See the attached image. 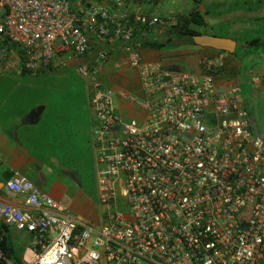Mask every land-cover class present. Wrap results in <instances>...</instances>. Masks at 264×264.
Returning a JSON list of instances; mask_svg holds the SVG:
<instances>
[{
	"label": "built area",
	"instance_id": "2783aa9c",
	"mask_svg": "<svg viewBox=\"0 0 264 264\" xmlns=\"http://www.w3.org/2000/svg\"><path fill=\"white\" fill-rule=\"evenodd\" d=\"M145 3L0 0V78L12 54L31 75L61 54L78 59L104 208L88 222L15 172L6 189L25 200L0 199V223L22 254L6 253L0 232V264H264V135L241 86L218 89L222 52L202 61L204 73L144 59L141 27L178 24L134 9ZM114 50L138 75L137 94L116 97L103 83Z\"/></svg>",
	"mask_w": 264,
	"mask_h": 264
},
{
	"label": "rangeland",
	"instance_id": "374dc122",
	"mask_svg": "<svg viewBox=\"0 0 264 264\" xmlns=\"http://www.w3.org/2000/svg\"><path fill=\"white\" fill-rule=\"evenodd\" d=\"M87 1L77 0L81 4H86ZM214 1L217 2L215 5H213ZM150 2V4L155 3V5L150 8V5L145 3L143 12L150 11L153 15L161 17H180L196 7L195 2L192 0H150ZM198 8L204 13L207 25L205 27L194 28L209 35L214 32L215 35L233 39L238 43L235 53L230 55L235 57L240 66L237 68L235 64L233 66L236 68L238 82L244 92L246 106L255 119L252 122L254 132L264 135V90H261L262 83L264 84V80L262 79L264 77V41L262 44L260 43L261 45H254L252 47H248L246 44L251 43L253 39L264 40V0H200ZM213 12H218L219 14L213 15ZM213 16L215 18L223 17V19H219L216 24V21L211 19ZM162 34L161 32H155L152 35L158 37ZM168 37L167 35L166 38ZM182 41L176 40L173 44H168L162 49L160 54L163 56V64L176 71L200 73L199 62L203 59L201 52L204 49H208ZM150 49L142 47V52L148 56L152 52ZM119 52L121 51H113L114 55H117V58H115L116 56L112 58L108 67L104 70L102 79L106 86L113 89L116 97L124 98L126 95L137 94L139 92L138 82L140 83V81L135 71H127L128 67L125 55L119 54ZM61 57L59 55V58ZM65 63L67 62L65 61ZM232 69L234 68L232 67ZM252 69L255 70L254 74L262 80L261 86L258 88L253 84L252 75L249 73ZM70 82L72 83L74 94L73 98L68 97L71 102L69 108L75 116V119L72 120L75 121L73 125L74 129L70 128V132L77 133L75 135L77 137L72 147L74 153L69 148L67 151L70 152L69 154H72V157L69 158L71 167L74 171H79L85 181L84 191L79 192L81 194L79 213L87 221L98 223L99 219L103 216L104 208L98 203L97 159L92 137L95 118L89 104L88 87L76 74L73 75ZM35 84V79L30 75H4L3 78H0V104L3 102V98L9 93H13L18 94L23 99L22 113L34 108L36 99V92H34ZM44 87L51 89L49 82H43L42 88ZM218 89H224V87H219ZM67 92L68 90L65 91V93ZM65 93L48 90L46 94L49 95V99L51 98L52 102L48 101V98L45 100L49 107L43 115L45 120L47 113L53 108L51 106L55 105L58 108L61 107V103L65 104L63 96H67ZM75 99L78 100V104L74 103ZM62 110L65 111L66 108L64 107ZM22 113L20 116H22ZM48 151L46 153L39 152L43 156L41 158L45 161L51 160L52 157L54 158V152L51 149ZM63 202L67 205L71 203L68 198ZM74 213L78 215L76 212ZM17 238L19 240L17 239L15 243L20 245V234H18Z\"/></svg>",
	"mask_w": 264,
	"mask_h": 264
},
{
	"label": "crops",
	"instance_id": "0c3cea01",
	"mask_svg": "<svg viewBox=\"0 0 264 264\" xmlns=\"http://www.w3.org/2000/svg\"><path fill=\"white\" fill-rule=\"evenodd\" d=\"M215 3L217 2L214 1L213 5H215ZM148 4L150 5V8L155 5V3ZM144 5L145 4L140 5L138 8L135 6L134 9L143 11ZM214 14L216 15L219 13L213 12V15ZM211 19L216 21L217 24V21L223 19V17L215 18L213 16ZM211 35H215L214 32ZM166 36H161L163 37V42L167 40ZM162 49L151 48L150 50H152V52L148 56L144 55V59L146 61H158L163 63V56L160 54ZM207 49L208 50L204 49L201 52L203 59L199 62L200 73H204V69L201 65L202 61L214 58L222 52L213 48ZM222 53L226 56L225 66L222 69V74L217 79V83L219 87H224V89L219 90L228 91L233 85H240L238 82V74L235 71L240 65L230 53ZM61 56V58H59V56L56 58V61L50 70H47L45 73H40L43 71L42 70L31 76L42 84V81L47 80L48 77L47 81H49V87L52 90L61 92L57 89L58 81L63 78L68 82L66 83V86H68L70 78L67 77V74L70 72V74L74 73L75 75L74 65L76 61H78V59L76 60L70 53L61 54ZM114 56L117 58V55ZM112 58L113 57H111V60ZM65 61L67 63H65ZM234 64L236 68L233 66ZM20 67L21 64L12 54L11 62L7 66L4 75H23ZM232 67L234 69H232ZM251 71L255 72L253 69ZM4 75L1 78H3ZM262 79L264 80V77ZM37 86H39V83L36 82L35 87ZM261 90H264L263 83ZM3 99H1L3 102L0 104V183L3 184L0 185V199L19 204L24 202V197H14L9 194L6 189V182L15 172H19L37 186L41 192L49 195L55 200L63 202L68 198L71 203L68 205L64 202L63 203L69 206L73 212L80 215L79 207L81 205L79 203L81 194L79 192L84 191L85 181H83V179L82 183H78V176L81 177L82 175H76V173L80 174V172L74 171L71 168H63L59 166V162L55 157L51 158L53 161H45L41 158L43 156L40 155V153H46L43 150L45 147L41 144L39 139V134L43 130L42 127L47 121L43 118L46 109L49 108L46 104V99L43 100V98L40 101L35 99L34 108H31L28 111H23V113V99L22 97H19L18 94L9 93ZM51 107H55V105ZM55 111L56 110H50L51 113H54ZM21 113L22 116H20ZM254 120V116L252 115V121Z\"/></svg>",
	"mask_w": 264,
	"mask_h": 264
},
{
	"label": "trees",
	"instance_id": "16d2710c",
	"mask_svg": "<svg viewBox=\"0 0 264 264\" xmlns=\"http://www.w3.org/2000/svg\"><path fill=\"white\" fill-rule=\"evenodd\" d=\"M70 1L72 3L73 9L76 10L77 0H70ZM192 1L195 2L196 7L193 8L188 13H186L185 15H181L180 17H178V24L168 29L167 30L168 32L166 31V34L169 36L166 41L164 42L162 41L163 37H159V38L154 37L152 35L154 33L152 32L153 30L151 31L148 29L144 30L145 27H141V34L139 35V38H138L140 47H148L152 49H162L166 45L174 43V41L176 40L182 41V39L183 41H186L187 43L194 44L193 36L198 35V34H203L200 31H198L197 28H194V27H205L207 23H206L204 13L198 8V4L200 0H192ZM263 41L264 40H261V39H253L251 43L249 42L246 44L248 45V47H252L254 45H261ZM113 54H112V57H113ZM50 69H47V70H50ZM21 70H22L23 75L31 76V74L27 73L23 67ZM47 70H43L40 73H45ZM73 75L74 73L70 74V72H68L67 77L71 79L73 78ZM47 80H48V77H47ZM47 80H44L42 82L48 83L49 81ZM35 82L39 83V86L37 87L34 86V92H36V99L40 101L43 98H44L43 100L45 99L47 100L48 98V101L52 102V99L51 98L49 99V95L46 94L48 90L50 91L52 89H47V87L42 88L43 86L42 83L36 80ZM66 83L68 82L63 78L57 83L58 85L57 89L60 90L62 93H65V91L68 90V92L65 93L67 94V96L63 95L65 104L61 103L60 104L61 107L57 108V106H55L51 108L52 110H56L54 113H51V112L47 113L46 115L47 121L42 127L43 130L39 134V139H40L41 144L45 147L43 148L45 152H49L48 151L49 149H51L52 152H54L53 156L56 158L58 162H60L59 166L63 168L73 169L71 167L72 165L69 160V158L72 157V154H69L70 152L67 150L69 148L73 152V149H72L73 142L74 140H76L75 138L77 137L75 136L77 135V133L70 132V128L74 129L73 125L75 124V121H72V120L75 119V116L71 113V110L69 108L71 106V102L69 98L70 97L73 98L74 92L72 91V83L69 81L68 86H66ZM77 99L74 100V103L76 104L79 103ZM64 107L66 108L65 111L62 110ZM71 134H74V135L71 136ZM76 175H81V174L76 173ZM82 177L83 176L81 177L78 176V179H79V180L77 179L78 183L80 182L82 183V180L84 179ZM0 232L3 235V242H2L3 249L5 250L6 253L14 255V259L19 261L20 255L22 253V249L17 248L14 245L12 232H10V230L2 223H0Z\"/></svg>",
	"mask_w": 264,
	"mask_h": 264
},
{
	"label": "water",
	"instance_id": "95a60500",
	"mask_svg": "<svg viewBox=\"0 0 264 264\" xmlns=\"http://www.w3.org/2000/svg\"><path fill=\"white\" fill-rule=\"evenodd\" d=\"M194 43L205 48H213L218 51L235 53L237 42L230 38H224L217 35L198 34L193 36ZM0 185H3L0 183Z\"/></svg>",
	"mask_w": 264,
	"mask_h": 264
},
{
	"label": "clouds",
	"instance_id": "9594fccd",
	"mask_svg": "<svg viewBox=\"0 0 264 264\" xmlns=\"http://www.w3.org/2000/svg\"><path fill=\"white\" fill-rule=\"evenodd\" d=\"M143 11H144V10H143ZM145 12H147V11H145ZM149 13H152V12H150V11H149ZM176 17H177V16H176ZM177 18H178V17H177ZM167 32H168V31H167ZM201 33H203V34H207V33H204V32H201ZM166 35H167V34H166V32H165V34H164V35L162 34V35H160V36H158V37H161V36H166ZM194 44H195V43H194ZM141 48H142V47H141ZM222 52H223V51H222ZM226 53H227V52H226ZM113 57H114V56H113Z\"/></svg>",
	"mask_w": 264,
	"mask_h": 264
}]
</instances>
